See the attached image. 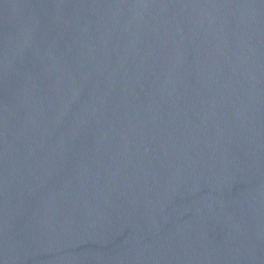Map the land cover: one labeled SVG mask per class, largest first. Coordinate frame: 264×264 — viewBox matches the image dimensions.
Returning <instances> with one entry per match:
<instances>
[{
    "label": "water",
    "instance_id": "obj_1",
    "mask_svg": "<svg viewBox=\"0 0 264 264\" xmlns=\"http://www.w3.org/2000/svg\"><path fill=\"white\" fill-rule=\"evenodd\" d=\"M0 264H264V0H0Z\"/></svg>",
    "mask_w": 264,
    "mask_h": 264
}]
</instances>
